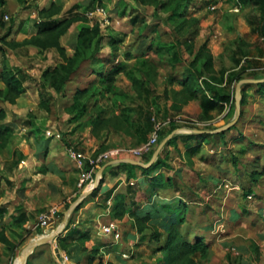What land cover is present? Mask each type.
<instances>
[{
	"label": "rangeland",
	"instance_id": "obj_1",
	"mask_svg": "<svg viewBox=\"0 0 264 264\" xmlns=\"http://www.w3.org/2000/svg\"><path fill=\"white\" fill-rule=\"evenodd\" d=\"M139 1L104 0L100 4L105 8L104 19L108 20V25L101 29V49L106 48L104 52L108 54L107 57H112L110 42L114 38L120 39L117 50L130 46L139 36L143 48L154 43L153 54L149 51L148 56L136 58L114 77L112 86L116 89L115 94L106 93L101 84L92 86L85 95L90 98L82 97L84 101L87 100V108L80 117H77L79 108L71 115L66 111L74 99L75 90L72 94L69 89L57 93L48 87L43 91L48 110L38 105L36 94L39 86L37 93L31 91L26 97L28 101L25 104H15L16 99H0V110L6 107L12 113L10 108L21 109L15 122L9 124L12 133L0 138V173L8 176L10 182L7 186L3 185V189L0 188V204L9 205L11 210L20 201L21 192L18 190L22 183L24 191L29 189L30 194H34L33 197L28 191L31 198L26 200L33 211L32 225L29 224V229L10 227L8 236L13 240L11 245L19 247L17 256H20V250L31 241L57 229L61 234L68 226L67 221L65 225L62 224L63 220H67L69 214L75 211L80 194L88 187L78 186L75 191L73 185L69 184V179L76 172L72 162L75 160L68 156V149L81 151L86 158L106 155L95 165V180L99 168L115 156L116 150H120L124 159L132 158L143 163L150 160L164 137L157 139L148 152H133L141 146L140 143L147 142L152 133L146 141L139 143V136L134 130L139 120L142 124L144 122V117L137 119L140 112L145 115L151 112V117L162 122V127L166 129L173 123L176 127L167 135L176 130L174 135L202 134L219 129L236 118L235 124L223 130L222 137H208L209 140L205 141L199 138L188 144L177 140L175 145L164 148V163L157 168L155 175L172 178L174 184L165 182L162 186L154 185L151 199L143 201V206L154 207L153 217L137 220L127 214L129 212L120 217L106 212L97 221L91 222L92 239L78 240L90 248H98L97 251L84 253L83 256H87L84 260L80 257L79 262L75 263L76 251L69 254L63 248L66 244L67 248H71L75 242L62 246L54 239L52 244L35 247L30 264H264V87H243L244 83L240 84V80L233 87H224V91L234 92V102L223 110H214L208 118L201 114L189 117L183 113L182 96L174 94L178 88L174 89L172 84L169 88L165 83L160 95L162 98L159 99L155 93L158 90L156 87L162 91L159 76L165 77L166 81L169 78L178 80L190 69L196 70L197 74L202 72L204 78L223 86L219 84L220 70L232 67L231 56L238 46L249 56V60L254 56L262 57L264 66V45L250 31L245 19L247 8L237 5V0H171L188 3L180 8L184 12L182 18H169V12L156 6V2L162 0ZM130 20L135 22L130 25ZM123 31L129 32L125 34ZM172 53L182 58L175 66L169 61ZM143 59L148 62L141 63ZM208 60L211 68L204 70V63ZM84 70V74L89 75L90 69L86 65ZM132 77L141 84H134ZM243 79H264V75ZM102 110H105V119L97 123L96 116ZM127 113L129 118L124 122L122 114ZM101 130L104 134H101ZM85 140L96 141V150L82 149ZM38 144L48 145L46 160L56 161L63 166V178L67 184L65 189L59 188L58 195L50 194L48 186L44 190L37 180L26 177L33 172L29 164V169L17 167L26 158L31 163L33 160L38 162L33 156ZM194 147L196 149L191 151ZM242 149L245 152L239 154ZM79 172L78 169V180ZM146 179L144 188L152 186ZM58 180L56 174L49 173L43 182ZM173 196L180 197L185 203L181 210L185 218L183 223L167 230L164 228L166 207L161 200ZM169 204L178 205L179 202L176 200ZM52 207L56 208L59 216L55 213L48 227L43 229L39 226L38 215ZM137 210L139 218L144 209L138 206ZM110 220H115L120 228L117 240L104 235L103 226ZM131 236L136 239L133 240ZM197 238L203 240L205 248L192 251L187 244L194 243ZM105 244L110 247L101 248ZM55 247L67 254L66 263L57 262Z\"/></svg>",
	"mask_w": 264,
	"mask_h": 264
},
{
	"label": "trees",
	"instance_id": "obj_2",
	"mask_svg": "<svg viewBox=\"0 0 264 264\" xmlns=\"http://www.w3.org/2000/svg\"><path fill=\"white\" fill-rule=\"evenodd\" d=\"M146 0H140L139 2L144 3ZM6 0H0V8L5 4ZM95 2H101V0H91V4L89 5L88 10L93 9L95 6L93 5ZM156 6L159 7L160 10H165L170 13L169 18H182L183 13L180 11L182 6L187 5L188 2H171V0H162L160 2H156ZM186 3V4H185ZM102 4V3H99ZM237 5L240 7L247 8V12L245 13V19L250 27V31L254 34L260 44L264 45V0H237ZM91 6V7H90ZM73 10V9H72ZM70 10V13H72ZM87 11V10H86ZM60 12V8L55 6V4H51L49 8L41 9L39 14L41 18V22L39 24L38 34L39 36L30 39L26 43H33L42 48L46 47H56L60 54L63 57V61L57 63L54 66L47 67L41 75V81L39 83V102L38 105L48 110V105L44 100L43 91L47 90V88L54 89L55 92L60 93L65 90L66 83L71 80V77L82 67L83 64L90 69V73L94 74V77L90 79L87 85L83 88H76L73 101L66 109L67 113L70 115L79 108V112L77 117H80L86 111L87 100L84 101V98H90V96H85L89 92V88L94 85L101 84L104 91L106 93L115 94L116 89L112 86V82L114 77L122 71L124 68L122 64L115 63V57L117 56V45L120 39H113L110 42L112 47V57L101 58L98 56L101 50V44L103 41L102 30L100 28V24L98 22L90 23L83 14H73L68 17H65L61 20L52 19L53 15ZM80 20L81 24L79 25V29L76 35L75 40L71 44L72 53L66 54L65 49L59 44V37L63 35L67 29L71 26V24ZM156 29V28H153ZM154 43H151L147 46L149 50H152ZM1 50V48H0ZM240 54V56H239ZM143 57V56H140ZM149 59V58H148ZM197 59V58H196ZM194 60L197 62V60ZM232 59V67L228 70H220V79L219 84L223 86H217V83L211 82L210 80L204 78L202 72L196 73V70L190 69L184 72V76L178 79V83L180 85V89L174 92L175 95L182 96L181 104L187 103L189 100L197 99L199 108L201 110V116L204 118H208L210 113L213 110H223L226 105H231L234 102V92L224 91L223 88L230 86L233 87L239 80L245 77H254L259 78L264 75V66L262 65L260 56L251 57L249 60V56L243 52L240 46L237 47L231 56ZM182 58L178 56L176 53H172L170 62L173 66L179 64ZM144 61V62H143ZM148 62L147 59H143L141 63ZM194 63V62H193ZM210 60L204 63V70L211 66ZM207 66V67H206ZM211 68V67H210ZM133 69V68H131ZM130 75H132L131 72ZM0 78L5 82V89L0 92V99L10 101L15 100L17 96L23 91L20 86V80L16 78L15 74L11 71L4 69L0 73ZM133 83H140L135 80L133 77L131 78ZM137 81V82H136ZM141 84V83H140ZM256 85L258 87L263 88L264 82L258 83H244L243 87ZM113 89L114 91H111ZM89 97V98H88ZM105 110H102L96 116V122L99 120L105 119L103 116ZM144 115V116H143ZM5 117L4 110H0V120ZM145 118L143 124L139 120V124L135 127V132L139 136V142H144L148 139V135L151 133L153 129V122L151 120V112L150 114H143L140 112L138 114L137 119ZM128 113L122 114V119L124 122L128 121ZM98 120V121H97ZM94 122V123H96ZM176 126L172 123V125L166 129L162 127L158 131V138L162 139L167 135L169 131L174 129ZM192 127L193 126H188ZM10 133H12V128L9 124H0V138L7 137ZM224 132L218 133H180L172 136V138L167 142V144L163 147L161 152L159 153L156 160L149 167H141L136 166L127 162H122L117 164L115 167L123 170H127L128 179L134 177V170L139 169L142 175L146 176L149 179V182L152 186L148 187L146 190V198H151V192L154 190L156 186L164 185L165 182L169 184H174V180L172 178H164L162 174L155 175L157 168L164 163L163 152L164 148L167 145H175L177 140L188 144L196 139L209 140L210 137H222ZM209 137V138H208ZM263 148V147H262ZM196 148L191 149L194 151ZM245 150H240L239 154L244 153ZM236 163V162H235ZM264 169V166H263ZM258 171V170H256ZM97 191V188L92 192L93 195ZM137 190L129 186L127 194H119L115 199L114 205L110 206V213L114 217H120L124 213L129 212L135 219H148L152 216V212H142V216L137 218L135 210L132 208L137 204L136 200ZM171 197L170 199L161 200L163 205L166 208L167 217L164 222V228L167 230H172L177 224H181L184 221V213L181 211L182 206H185L180 197ZM178 201L177 205H170L172 201ZM186 208H184L185 210ZM5 212L4 208H0V215ZM58 213V212H57ZM59 216V214H57ZM24 214H19L16 220V224L21 226L22 222L25 220ZM82 239L83 241L89 240V236L87 234H82L78 238H70V240H66V237H62L58 239V243L62 246L67 242H75L71 248H67V244L63 246L65 248L66 253L71 254V251H81L83 253L86 252H94L97 251V246L90 248L86 246L83 242H79L78 240ZM203 240L197 238L194 243L187 244V246L191 247L192 251H196L198 248H205V244L202 242ZM0 243L7 245L8 249L14 250L16 245H11V241L5 235L4 229L0 230ZM87 257V256H85ZM74 259L79 262L78 255L74 257ZM88 259H91L89 257ZM29 264V262L27 263Z\"/></svg>",
	"mask_w": 264,
	"mask_h": 264
},
{
	"label": "crops",
	"instance_id": "obj_3",
	"mask_svg": "<svg viewBox=\"0 0 264 264\" xmlns=\"http://www.w3.org/2000/svg\"><path fill=\"white\" fill-rule=\"evenodd\" d=\"M101 1H104V0H101ZM99 3H103V2H95L93 5L95 6ZM51 4H55V6L60 8V12L53 15L52 17V19L58 21L65 17L70 16V14L73 15V14L85 13L86 10H88L89 5L91 4V0H80V1H74V0H6L5 4L0 8V48H1L0 50V73L4 69L13 72L16 78L20 80V86L23 89V91L19 94V96L15 98L16 99L15 104L27 103L28 100L26 99V97H28L31 91L33 92L35 91L37 93V88L41 81L42 72L47 67L54 66L57 63H60L63 61V57L56 47L42 48L33 43H29V42L26 43L30 39L39 36L38 30H39V24L41 22L39 12L41 9L49 8ZM70 10H72V13H70ZM134 22H135L134 20L132 21L130 20L128 23L131 25V23H134ZM80 24H81L80 20L74 21L71 24V26L67 29V31L59 37V44L61 47L65 49L66 54L72 53L71 44L75 40V37L77 35V29ZM128 32L129 31H123V33L125 34ZM146 35H149V34L146 33ZM142 44H143L142 39L139 36V39L135 41L133 44H130V46L126 48L124 47L123 49H118L116 61L122 64V66L124 67L122 70L126 69L128 65L130 66L132 61L135 60L136 58L140 56H145V57L148 56L149 51L151 54H153L152 50H149L147 47L143 48ZM104 51H106V48L103 47L100 50L98 56L101 58H106L108 54H106V52ZM85 65L86 64H83L82 67L71 77V80L66 83L65 89H69L71 94L74 93V90H76V88L85 87L88 81L94 77V74L92 73H88L89 75L87 76L86 74H84ZM121 72L122 71H120L119 73ZM164 80L166 81L165 77L162 78L159 76L158 81L162 83L161 85L162 91H160L159 87H156V90L157 89L158 90L155 92L156 94H158L159 99L162 98L161 96H162L165 83H168L169 88L171 87L170 84H172V87L174 89L180 88L178 80H174L172 78H169L166 82H164ZM5 86H6L5 82L0 78V92L5 89ZM116 96H119V95H116ZM37 98L39 101V96L36 94V99ZM3 109L5 112V117L0 120V124H13V122H15V119L18 118L17 115H19V112L21 109L10 108L12 110V113L8 112L6 107H3ZM183 113L187 114L189 117L194 116V115L195 116L200 115L201 110L199 108L198 100L192 99V100H189L187 103H185L183 106ZM9 114L10 116L12 114V116L9 117ZM107 132L108 131H106L105 134H107ZM204 133H217V132L206 131ZM101 134H104L103 130H101ZM95 143L96 141L91 142L90 140H87V141L85 140L84 145L82 146L83 147L82 149L90 150L91 152H93L96 150L97 145H98V144L95 145ZM47 147L48 145L46 146L45 144L37 145V148L35 150V153H33V156L34 158L38 160L37 162L38 164L34 160H33V163H31L30 159L27 160L28 158H26V159H22L17 167L21 169H29L30 166L33 167V172L29 173V175L26 177L32 180H37L40 184L43 185L42 188L44 190H46L45 186H48L49 187L48 192L50 194L58 195L59 188L65 189L66 188L65 184L67 183L63 178L64 177L63 166L58 164L56 161L46 160L47 158L46 156L48 155V151H49ZM119 151L120 150H116V153L113 152L115 154L110 152L111 154L115 156L111 158V160L104 163L99 168V170L102 168L103 169H102L101 181L99 183V186L97 187V191L93 195H91L92 194L91 193L90 195L84 197L82 200L80 199V196H79V202L77 204L78 207H76L75 211H73L71 215L69 214V218L67 219L68 226H66L63 232H61V234L57 236L58 238L56 237L57 242H58L57 239L62 238V237H66V240H70V238H73V237L78 238L82 234H87L91 238L92 233L90 232V228H89V226L91 225V222L94 223L95 221L98 220V218L101 215H105L106 212L107 214L110 213V206L114 205V202L117 196L119 194H127L129 186H132L137 190V193H136V200H138L136 204L137 206L135 205L136 207L134 206L132 209L135 211H138L137 207L139 206L144 209L142 212L152 211L151 217L154 216V212H153L154 207L152 206L146 207L147 205H144V206L142 205L144 204L143 201L151 199V198L150 199L146 198V190L148 187L146 188L143 187V183L147 180L146 179L147 177L142 175L139 169H135L133 172L134 177H131L128 179L127 170H123V169H119L115 167L117 164L122 163V162L112 163V164L109 163L117 159H124L122 158V155H121L122 153L120 154ZM41 152H43L42 155H41ZM72 162L74 164V167H75L74 171L76 173H73L74 175L73 178L69 179V184L73 185V188L76 191L78 188V179L76 177V174L78 175V168H77L76 162L75 161H72ZM28 164H29V168H27ZM23 171H26V170H23ZM49 173L56 174L59 178L58 182L57 181L43 182V180L46 179V175ZM96 174H98V172ZM59 181H61L63 184L61 182L59 183ZM8 183L10 184L8 176H6L5 174L1 172L0 173V188L3 189L4 188L3 185L7 186L6 184ZM21 185H22L20 186L21 188L18 190L19 192H21L20 201L17 202L14 206H12L11 210L9 209V205L0 204V208H4L5 210V212H3L2 215H0V230L4 229L5 235L11 242H13V240L11 239V237L8 236V230L11 229L10 227L18 226V227H24L25 229H29L28 226L30 224L31 214L33 213V211L31 210L32 209L31 206L27 205L26 200L31 198L30 195L34 197V194L32 193L30 194L29 189L24 191L23 183ZM90 187L91 186L87 187L85 190H87ZM31 190L35 191L33 189ZM28 191L30 195H28ZM25 193L27 195H25ZM45 197H46V194L43 196V198ZM41 213H39L38 217L40 216ZM19 214H24L26 218L22 222L21 226L16 224V220ZM127 214H130V213H127ZM72 215H73V218H72ZM82 215H84V217H82ZM80 217H81V221H80ZM122 219L124 220V218ZM63 222L62 224H64ZM52 232L54 231H51V233ZM131 237L133 238V240L136 239L135 236H131ZM52 242L53 241L45 242V243L52 244ZM109 247L110 246L108 244L101 246V248H109ZM111 247H114V246H111ZM18 248L19 247H16L15 251L14 250L9 251L7 245L0 243V264H16L19 258L21 260L22 258L21 253L25 247H23L20 250V256H17ZM113 249L115 248H112V250ZM77 253H78V259H80V257H81V260L85 259V256H83L84 254L83 252L76 251L75 254ZM32 254L33 252L29 255L28 260H27V263L29 262V264H30V256ZM60 255H67V254L64 252H60ZM56 260L58 263H60V259L57 258ZM66 261H68V259ZM66 261L64 263H66ZM74 262L77 263L76 260Z\"/></svg>",
	"mask_w": 264,
	"mask_h": 264
},
{
	"label": "built area",
	"instance_id": "obj_4",
	"mask_svg": "<svg viewBox=\"0 0 264 264\" xmlns=\"http://www.w3.org/2000/svg\"><path fill=\"white\" fill-rule=\"evenodd\" d=\"M237 10V9H236ZM105 8L97 4L93 9L87 10L85 16L90 23L98 22L100 28L106 27L108 20L104 19ZM100 17H102L100 19ZM6 18V16H5ZM153 121V129L149 140L145 143H142L141 146L135 149L133 152L135 154H142L148 152L151 146L156 142L158 131L162 128V122L154 119V116L151 117ZM68 156L75 160L79 172L78 186L84 187L85 185L92 186L94 183V168L99 159L104 158L105 154H101L98 158H86L81 151H77L74 148L68 149ZM87 163V167H86ZM56 213V208H50L49 210L42 212L38 218L39 226L43 229H46L49 225L50 220L53 218ZM104 235L110 236L113 239L117 240L120 237V228L115 220L108 221L105 226H103ZM67 255H61L60 263L67 260Z\"/></svg>",
	"mask_w": 264,
	"mask_h": 264
},
{
	"label": "water",
	"instance_id": "obj_5",
	"mask_svg": "<svg viewBox=\"0 0 264 264\" xmlns=\"http://www.w3.org/2000/svg\"><path fill=\"white\" fill-rule=\"evenodd\" d=\"M258 82H264V79H242L239 81V83H258ZM239 92V85L237 86V94ZM239 95V94H238ZM236 122V118L229 122L228 124H226L225 126L219 128V129H216L214 130L215 132H219V131H223V130H226L228 129L229 127H231L233 124H235ZM176 131H173L171 132L170 134H168L166 137H164L161 142L157 145V147L155 148V150L153 151L152 153V156L150 158V160L147 162V163H143L139 160H136V159H132V158H125V159H117V160H114L112 162H109L110 164L112 163H118V162H128L130 164H133V165H137V166H141V167H149L150 165L153 164V162L156 160V158L158 157L159 153L161 152V150L163 149V147L167 144V142L172 138V136L174 135V133H176ZM108 163V164H109ZM103 169V168H102ZM102 169H100L98 171V174L94 180V183L93 185L88 188L87 190H85L84 192L81 193L80 195V199L82 200L84 197L90 195L98 186H99V183L101 181V177H102ZM66 221L67 220H64V224H66ZM60 233V230H56L54 232H52L51 234L49 235H44V236H41L39 239H37L36 241H31L23 250H22V258H21V264H27V260H28V257L29 255L33 252V250L35 249L36 246L40 245V244H43L45 242H51L53 241L54 239H56V237L59 235ZM55 251H56V256L58 259H61V255H60V252H59V249L58 247H55Z\"/></svg>",
	"mask_w": 264,
	"mask_h": 264
},
{
	"label": "bare ground",
	"instance_id": "obj_6",
	"mask_svg": "<svg viewBox=\"0 0 264 264\" xmlns=\"http://www.w3.org/2000/svg\"><path fill=\"white\" fill-rule=\"evenodd\" d=\"M39 239V238H38ZM37 240V239H36ZM35 240V241H36ZM16 264H21V260H20V258L17 260V262H16Z\"/></svg>",
	"mask_w": 264,
	"mask_h": 264
}]
</instances>
